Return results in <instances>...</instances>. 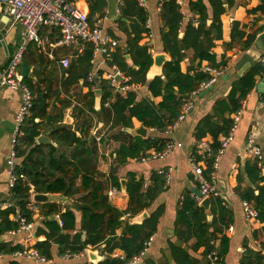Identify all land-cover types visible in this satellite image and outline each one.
Listing matches in <instances>:
<instances>
[{"label":"trees","instance_id":"16d2710c","mask_svg":"<svg viewBox=\"0 0 264 264\" xmlns=\"http://www.w3.org/2000/svg\"><path fill=\"white\" fill-rule=\"evenodd\" d=\"M119 1L122 4L121 18L127 20L126 24L120 23L121 27H125L123 29V34L126 36L124 52L116 48L106 63L128 78L126 85L145 86L151 97H161L162 101L157 105L148 98L137 100L136 93L132 90L124 94H113L109 83L101 77L100 71L97 73L100 78L95 79L101 92L98 111L94 109V92L88 89L85 95L75 92L70 94L71 88L91 86L86 82L87 75L92 71L90 45L84 47L67 69L61 70L56 88L51 84L53 72L46 69L49 62L38 53L35 46L34 51L27 49L26 58L23 60L28 67H33L32 73L22 81L33 93V106L30 116L21 127V135L17 138L15 146L16 173L25 179L19 180L10 190L13 207L0 209V236L17 229V222L10 219V216L16 212L27 222H32V213L27 206L31 197L30 190L33 194L64 196L82 194V197L78 199L81 222L77 231L73 210H61L60 205L55 203L37 204L43 219L41 225L36 228L35 234L38 239L43 237L44 240L38 241L33 248L46 261L52 259V245L59 247V256L78 255L87 247L99 249L103 246L102 251L107 254V257L97 264H127L143 251L144 243L154 235L162 213V208H157L140 225L129 224L121 221L124 212L109 205L102 194L103 183L95 178L97 175L95 157L98 148L93 137L90 136L91 114L98 115L103 124L106 127L109 126L108 131L118 126L125 129L132 128L133 118L145 128L165 131L178 117L180 108L186 101L184 96H190L198 90L200 84L211 78L210 73L205 69L202 71L198 69L192 74H183L179 65L184 51H193V60L198 62L199 68L202 62H207L208 68L214 70H219L226 65V61L216 63L215 55L211 51L214 41L221 37L220 15L224 13L221 0H207L210 13L203 0H191L189 10L196 15L197 24H194V21L187 22L181 39L178 38V34L183 16L179 5L176 0H160L159 16L162 24L160 41L162 51L169 56L170 60L163 64L161 76H155L147 81L146 74L152 66L153 59L147 45H139L142 36L149 32L146 27L147 14L137 0ZM98 4L103 5V1L95 0L94 4L88 2L89 20L102 8V5ZM257 11L264 15V1H261ZM263 30L264 28L246 36L239 24L234 21L231 26V40L227 47L240 46L241 51L246 52L256 35ZM126 55L129 56L131 65L126 61ZM263 74V64L257 62L241 77H237L232 82L227 97L217 100L212 107V112L198 121L194 129L196 141H201L207 135L210 136L212 143L209 144L213 152H216L219 148V136H225L232 126L231 115L241 108V102L255 87L256 78ZM52 100L59 105L54 108V115L48 113L49 103ZM107 101H109V107L105 108L104 104ZM74 102L79 105H73ZM70 105L73 106L74 117L81 120L80 125L75 126L74 129L62 124L53 128L49 138L56 146L36 143V138L48 130L52 124L62 121V109ZM36 119L38 122L35 121ZM119 134L124 135L125 132L120 131ZM125 136L132 139L128 133ZM104 142L105 137L102 139V144ZM166 142L167 140L163 139H133L127 145H120L116 153V161L122 163L127 158L136 159L152 149L154 152H161ZM212 161L213 159L207 161L204 170V176L208 180L212 173ZM259 163L260 161L255 159L244 165V173L252 187L240 189L238 186L235 192L242 202L250 204L258 212V220L264 222V176ZM77 178H80V186L74 191L68 190L67 182L72 183ZM150 181L151 185L144 188L143 180L130 177L125 185L129 198V206L125 213L131 216L138 215L149 208L152 201L163 192L165 179L162 175L156 172L151 176ZM110 182L114 187L119 188V181L112 174ZM209 199L211 224H208L203 208L191 194L183 196L176 215V224L180 228L177 231V237L182 241L195 238L193 249L203 247L205 258L211 251H217L212 240L217 233H223L230 223L229 211L224 201L218 196ZM54 215L59 216L62 226H59L53 218ZM211 227L213 231H210ZM119 229L121 234L117 236L116 231ZM72 231L73 234L70 235L69 232ZM253 235L258 234L254 232ZM260 235L264 236V227L261 228ZM225 241V238H222V248L225 246ZM22 249L21 245L13 246L10 242H0V255H12ZM243 249L240 264H264V242L260 248L244 247ZM115 250L122 252V259L110 257ZM169 250L172 260L177 264H198L179 246L171 242ZM222 254L223 249L218 252L220 259ZM8 264L20 263L12 259ZM143 264L155 263L144 259Z\"/></svg>","mask_w":264,"mask_h":264},{"label":"crops","instance_id":"0c3cea01","mask_svg":"<svg viewBox=\"0 0 264 264\" xmlns=\"http://www.w3.org/2000/svg\"><path fill=\"white\" fill-rule=\"evenodd\" d=\"M89 1L91 4L95 3V0H72L74 5L81 11L87 13V15H89ZM102 1L103 5L98 4L102 5V8H100L99 12H97V14L94 16L104 15L106 17L102 25L103 34L117 41L116 48H119V50L124 52L126 36L123 34V29L125 27H121L120 23L122 22L126 24L127 20L121 18L120 9L122 4L119 0ZM190 1L191 0H176V3L179 5L180 13L183 16V22L180 25L181 29L179 30L178 34L179 39H181L183 36L186 23L189 21H195L197 18L196 15L191 13L189 10ZM203 1L210 13V7L207 4V0ZM221 2L224 8V13L220 15L221 37L220 39L214 41V46L212 47L211 51L215 55L216 63L226 61V65L219 69L221 74L216 78L214 84L205 91L197 92L194 95L191 94L190 96L188 95L190 97L188 100L192 103V108L186 114L185 118L180 121L173 129L170 136H166L164 131L160 132L154 128H146L145 137L132 134L130 133L131 130H137L142 126L136 119L133 118L131 120L132 128L125 129L118 126L112 131H107L104 136L105 142L97 149L96 152L95 162L97 175L95 178L103 183L102 194L106 197L109 205L121 212H124V215L128 214L125 212L129 206V198L126 193L125 185L131 176H133L135 180H143V187L146 188L151 185L150 178L154 173L158 172L159 170H166L167 168L172 169L168 184L165 185L163 192L152 201L150 207L138 215L131 216V218H134L146 213L147 218L150 213L154 212L157 208H162V213L158 220L156 232L152 236V242L144 254V259H149L155 264H177L172 260L171 257L169 250L170 242L179 246V248L186 252L191 259L196 260L198 264H207V260L203 255L204 248L200 247L196 250L193 249L196 241L195 238L182 241L177 237V231L180 228L176 224V215L181 205L182 198L185 194H191L195 197L193 191L198 189V186L193 178L189 161V156L192 155L194 151H196L199 142L194 138V129L202 117L212 112V107L217 100L227 97L231 89L232 82L238 77L237 66L245 52L241 51L240 46H233L231 48L227 47L231 40L232 22H237L240 26V29L245 33L246 36L254 34L260 29L264 28V15L257 11V8L261 3L259 0H221ZM143 3L144 4L142 8L147 14L146 27L151 34V39L149 41L144 37L145 34H142L143 36L139 42V45H147L152 59H154V57L159 54H164L166 55L165 61H169V56L162 51V44L160 41V29L162 27L159 16L160 0H143ZM0 15L2 17L0 19V23L2 22V26H4L3 29L0 30V66H3L8 62L10 57L19 46L20 33L22 29L19 24L12 20V18L7 14L6 10L1 5ZM45 33L46 32L43 29L41 34L44 35ZM57 37V34L51 30V40H54ZM34 46L37 48L38 53L42 54L44 59L49 62V65H47L46 69L53 72L52 80L53 78H57L56 80L60 79L61 70L63 69L57 66L58 56L71 55V50L65 48L54 49L52 50L53 59H50L47 56V54L51 51L49 47L45 46L42 49L36 45H30L28 50L33 49L34 51ZM25 58L26 55H24L23 60ZM23 60L22 63H24ZM99 61L100 60H97L95 63H92V71L96 73L100 71L104 78V76L112 72L114 68L109 67L107 63L100 64ZM126 61L131 65L129 56ZM179 66L180 71L183 74H192L198 69L200 71L204 70L209 65L207 62H202L199 68L198 62L193 60V51L186 50L183 53V59ZM32 70V66L28 67L27 76L32 73ZM151 70L152 67H150L146 74L147 81H150L155 76H161V69L158 72H154L152 75H150ZM262 76L256 78L255 87L241 102L242 112L237 127L234 131L232 142L221 155L217 168L214 171L216 191L218 193V197L224 201L226 209L229 211L230 223L228 228L232 227V231H227V228L223 231V233H217L215 238L212 240V244L218 252L223 249V254L221 255L223 264H240L244 247H248L250 249L260 248L261 244L264 242V236L260 235V230L262 227H264V222H260L259 220H246L242 208L243 202L239 199L235 192V189L238 186L240 189L252 187L244 173V165L247 162H252L256 159L248 153L247 138L249 136H251L253 146L258 148L261 152L262 160L260 161L259 165L262 166V170L264 169V92L257 88ZM34 80L35 79L33 78V81ZM74 92L76 94L85 95L87 89L86 87L71 88L70 94H73ZM135 93L137 100L148 98L155 105L162 101L161 97H151L145 86L139 85ZM21 95L22 94L20 91H12L8 88L0 87V201H7L8 199V175L6 160L14 129V118L21 104ZM49 104L48 113L54 115V108L59 107V105L57 102H53V100L50 101ZM72 107L73 106L70 105L67 108L62 109V121L52 124L49 129L42 134L48 133V139L51 140L49 138L50 132L53 128L59 126L60 124L71 127L72 129H74L75 126L78 127L81 120L74 117L72 113ZM94 109L98 111L95 103ZM97 116L98 115L94 114H91L90 116L92 119L90 131L94 123H98L99 127H101L100 131L106 128V125H104L103 121ZM35 121L38 122V119ZM120 131L131 135L132 139L126 137L125 134H119ZM221 137L222 136H219L218 141H220ZM147 138L163 140L169 139L174 142L175 147L163 158L142 161L140 160L139 156L136 159L127 158L122 163H118L116 161V153L121 144L127 145L128 143H131L133 139L145 140ZM202 140H206L210 144L212 143V139L208 135ZM153 151L154 149L147 152ZM111 174L119 181V188L114 187L111 184ZM122 182H124V186H122ZM262 184L263 183H261V185ZM79 186L80 178H77L72 183L67 182V188L70 191H74V189ZM110 188H117L118 193L113 196H108L107 193ZM64 197L68 198V200L65 203L59 204L60 209L73 210L77 231L80 228L81 222V216L78 210L80 203L78 202V199L82 197V194L79 193ZM197 201L200 204L201 200L197 199ZM36 207L38 211L36 213H32V227L29 230L21 232H7L6 234L0 236V242H10L13 246L21 245L34 247L38 241H43V237L38 239L35 234L36 228L41 225V221L43 219L37 204ZM124 215L122 216L121 221L123 223H128V220L131 218L126 219ZM53 218L55 219V215ZM206 218L208 224H211L212 216H207ZM142 221H140V223L137 225H140ZM210 231H213V227L210 228ZM254 232H256L258 235L254 236ZM69 234H73V231L69 232ZM120 234L121 229L116 231L117 236ZM222 238H225L226 240L225 246H223V248L221 245ZM95 250L98 252V256L103 257V259L107 257V254L102 250L100 251L99 249H94L92 247L87 249V251ZM58 251L59 247L57 245H52V259L46 261L45 263H38L26 258H14L12 255H0V264H8V262L12 259L17 260L20 264H88L89 262L86 255L70 256L65 254L63 256H59ZM66 255H68V257H65ZM119 256L123 255L122 252L118 250H115L110 255L112 258Z\"/></svg>","mask_w":264,"mask_h":264},{"label":"built area","instance_id":"2783aa9c","mask_svg":"<svg viewBox=\"0 0 264 264\" xmlns=\"http://www.w3.org/2000/svg\"><path fill=\"white\" fill-rule=\"evenodd\" d=\"M140 7H143V0H137ZM264 1V0H259ZM0 5L6 10L7 14L12 18V20L19 24L21 27L20 42L19 46L10 57L8 62L0 66V87L8 88L12 91L21 92V104L18 108L16 116L14 118V129L12 133V138L10 140L9 153L7 155L6 166L8 175V199L7 201H0V209H8L13 207L11 200L10 190L15 186L19 180H24L22 175L16 173L17 158L15 146L17 143V138L21 135V127L30 116V111L33 106V93L31 89L26 86L22 81L20 66L24 55L27 52L28 47L33 44L40 48L49 47L51 50L47 56L53 59L52 50L54 49H68L71 50V55H60L58 56L57 66L61 69H67L71 60L76 58L84 49L86 45L92 47V57L91 63H95L100 60V64L106 63L110 60L111 53L116 49L117 41L104 35L102 32V25L106 17L104 15H96L91 20L88 19L87 13L78 9L72 0H0ZM194 24H197L194 21ZM46 29L44 35L41 31ZM51 30L57 34V38L51 40L50 33ZM149 41L151 39V34L148 32L144 35ZM152 52V51H150ZM205 71L210 73L211 78L202 84H200L198 90L192 93L194 95L197 92H202L210 88L216 78L221 74L220 70L205 68ZM103 78V76H101ZM96 72L91 71L87 77L86 82L91 84L88 89L91 92L99 90L95 83V79H99ZM109 83L112 93L124 94L128 90L136 92L138 86L126 85L128 78L124 76L121 72L113 69L112 72L105 75L103 78ZM73 105H79L75 102ZM105 108L109 107V101L104 104ZM192 103L187 100L184 102L180 109V113L176 120L165 129L164 133L166 136H170L173 129L177 124L182 121L186 114L191 110ZM241 108L231 115L232 126L229 132L220 138L219 148L216 152H213L210 144L206 140H201L198 142L197 149L192 155L189 156V161L193 173V178L198 186V190L204 198H211L218 196L216 191V186L214 182V171L217 168L218 161L221 155L225 152L229 144L232 142L234 131L237 127L241 116ZM103 127V126H102ZM107 126L105 129L100 131L98 123H94L91 128L90 136L93 137L97 148L102 146V139L104 138L106 132L108 131ZM175 147L174 142L167 140L163 151L161 152H148L140 157V160L157 159L163 158L166 154L173 150ZM247 148L248 153L256 158L258 161L262 160L261 152L258 148L253 146V141L251 136L247 138ZM213 159L212 161V173L210 179L208 180L204 176V170L207 165V161ZM172 169L167 168L166 170H159L158 174L162 175L165 179V185L168 184L170 179ZM31 197L28 203V209L31 213H36V204L32 201V190H30ZM118 193L117 188H110L107 195L113 196ZM200 199V200H202ZM242 208L246 220L258 221V212L254 210L250 204L243 202ZM126 219L131 218L130 214H125ZM10 219L17 222L18 226L15 232H21L29 230L32 227L30 222H27L25 218L21 217L17 212L10 216ZM55 219L59 226L62 223L58 215H55ZM227 231H232V227H229ZM152 236L144 243L143 251L135 256L127 264H143L144 254L152 242ZM87 247L84 249L79 256L86 255ZM74 255V256H78ZM14 258H26L28 260H33L38 263H45L46 260L41 257L33 247L23 246V249L19 252L12 254ZM65 257H68L66 255ZM116 258H123L119 256ZM207 264H223V260L218 256V252L211 251L206 256ZM88 264H92L88 262Z\"/></svg>","mask_w":264,"mask_h":264},{"label":"water","instance_id":"95a60500","mask_svg":"<svg viewBox=\"0 0 264 264\" xmlns=\"http://www.w3.org/2000/svg\"><path fill=\"white\" fill-rule=\"evenodd\" d=\"M0 15V19H1ZM2 22L0 23V30L3 29ZM125 59H128V56H125ZM166 55L159 54L154 57L152 63V69H155V72H158L160 69L162 70L163 64L166 62ZM257 62H261L264 67V30L257 34L254 41L250 45V47L246 50L244 55L242 56L238 66H237V76L241 77L245 72L251 69ZM21 76L22 78H26L28 74V67L25 63L21 64ZM257 88L264 92V75L262 76L260 82L257 85ZM100 90L95 91V106L99 110L100 108ZM186 100H188L189 96H184ZM130 133L137 134L138 136L145 137L146 135V128L141 126L139 129L131 130ZM36 143L38 144H54L53 141L48 139V133L42 134L36 138ZM55 145V144H54ZM262 175L264 176V169L262 170ZM124 186V182L121 183ZM193 194L197 199H202V196L198 189L193 191ZM32 201L38 205H44L48 203H55V204H62L67 202L68 198L64 197L63 195H51V194H32ZM199 206L203 208L206 216L211 217L210 213V199L204 198L200 201ZM146 213H143L140 216L131 218L128 220L129 224H139L144 218H146ZM50 219V218H47ZM103 246H100L99 250L101 251ZM98 250V251H99ZM86 256L88 261L92 264H97L102 261L103 257L98 256V252L95 251H87Z\"/></svg>","mask_w":264,"mask_h":264},{"label":"rangeland","instance_id":"374dc122","mask_svg":"<svg viewBox=\"0 0 264 264\" xmlns=\"http://www.w3.org/2000/svg\"><path fill=\"white\" fill-rule=\"evenodd\" d=\"M57 78H53V80H52V82H51V84H52V86L54 87V88H56L57 86H58V81H59V79L58 80H56ZM78 92V91H77Z\"/></svg>","mask_w":264,"mask_h":264},{"label":"bare ground","instance_id":"6f19581e","mask_svg":"<svg viewBox=\"0 0 264 264\" xmlns=\"http://www.w3.org/2000/svg\"><path fill=\"white\" fill-rule=\"evenodd\" d=\"M155 72V69H152L150 72V75H152Z\"/></svg>","mask_w":264,"mask_h":264}]
</instances>
